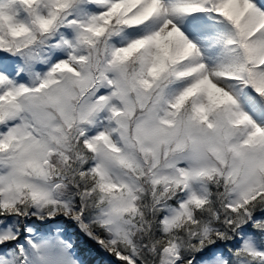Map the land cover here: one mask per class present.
Returning a JSON list of instances; mask_svg holds the SVG:
<instances>
[{
  "label": "snow or ice",
  "instance_id": "obj_1",
  "mask_svg": "<svg viewBox=\"0 0 264 264\" xmlns=\"http://www.w3.org/2000/svg\"><path fill=\"white\" fill-rule=\"evenodd\" d=\"M264 264V0H0V264Z\"/></svg>",
  "mask_w": 264,
  "mask_h": 264
},
{
  "label": "trees",
  "instance_id": "obj_2",
  "mask_svg": "<svg viewBox=\"0 0 264 264\" xmlns=\"http://www.w3.org/2000/svg\"><path fill=\"white\" fill-rule=\"evenodd\" d=\"M68 233L73 236L78 245V252L80 257L86 262V264H97V261L102 260V257L97 253L95 246L86 237L74 230L69 232L70 226L64 223Z\"/></svg>",
  "mask_w": 264,
  "mask_h": 264
},
{
  "label": "rangeland",
  "instance_id": "obj_3",
  "mask_svg": "<svg viewBox=\"0 0 264 264\" xmlns=\"http://www.w3.org/2000/svg\"><path fill=\"white\" fill-rule=\"evenodd\" d=\"M66 225H68V226H70V228H69V232H72V231H74V230H77V229H75V226L73 225V224H71L70 222H64ZM78 231V230H77Z\"/></svg>",
  "mask_w": 264,
  "mask_h": 264
}]
</instances>
